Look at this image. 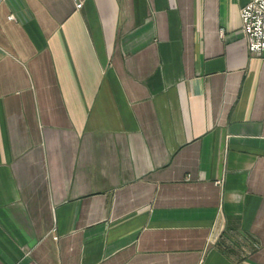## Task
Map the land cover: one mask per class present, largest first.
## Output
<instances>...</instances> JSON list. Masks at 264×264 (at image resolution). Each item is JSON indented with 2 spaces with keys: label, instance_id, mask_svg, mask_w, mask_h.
I'll return each instance as SVG.
<instances>
[{
  "label": "crops",
  "instance_id": "0c3cea01",
  "mask_svg": "<svg viewBox=\"0 0 264 264\" xmlns=\"http://www.w3.org/2000/svg\"><path fill=\"white\" fill-rule=\"evenodd\" d=\"M249 1L0 0V264H264Z\"/></svg>",
  "mask_w": 264,
  "mask_h": 264
},
{
  "label": "built area",
  "instance_id": "2783aa9c",
  "mask_svg": "<svg viewBox=\"0 0 264 264\" xmlns=\"http://www.w3.org/2000/svg\"><path fill=\"white\" fill-rule=\"evenodd\" d=\"M74 1L77 9L83 6L82 0ZM239 14L250 54L264 57V0H250L240 8Z\"/></svg>",
  "mask_w": 264,
  "mask_h": 264
}]
</instances>
